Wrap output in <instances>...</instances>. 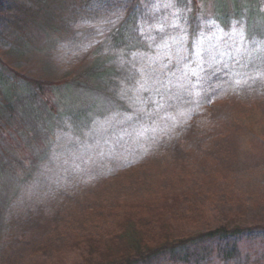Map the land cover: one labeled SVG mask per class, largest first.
<instances>
[{"label": "rangeland", "instance_id": "374dc122", "mask_svg": "<svg viewBox=\"0 0 264 264\" xmlns=\"http://www.w3.org/2000/svg\"><path fill=\"white\" fill-rule=\"evenodd\" d=\"M258 3L264 12V0ZM56 5L48 4L54 12L50 19L55 23L58 14H66L64 7L54 9ZM149 6L151 13L158 12L154 15L157 23L152 25L157 34L138 40L135 61L140 76L134 86L125 89L124 99L114 100L92 86L85 90L78 87L75 92H65V96L62 91L56 93L57 115H81L74 126L63 120L64 127L72 130L56 134L57 121L53 114L44 112L47 102L42 103L37 95L34 102L43 113L40 121L33 122L36 141L16 134L11 147L16 156L7 144L2 145L7 152L2 153L3 162L24 163L26 172L42 156L46 155L48 161L37 166L34 181L21 185L10 175L12 167L0 169H5L0 172V264L80 261L81 247L73 242H80L77 231L87 208H101L97 212V232L103 239L123 232L129 223L136 224L133 218L140 219L141 212L136 214L130 204L144 199L146 205H156L157 190L148 180L155 181L157 174L176 170L180 178L181 171L183 178L189 177L188 168L181 170L182 159L177 166L179 156H173L178 150L193 152L195 141L207 142L206 148L222 158L226 171L221 182L232 190L225 197L205 196L196 207L203 213L202 219L214 222L209 229L234 224L252 231L235 243L221 242L220 249L187 244L182 248L188 256L185 264H264V100L249 102L264 94V23L247 28L241 16L223 19L204 12L202 27L197 26V33L192 35L173 0H153ZM99 16L77 13L72 23L75 39L80 38L77 46L70 45L72 37L48 35L43 49L29 47L27 56L18 58L20 68L36 73L41 61L50 60L57 69L51 79L65 75L85 82L89 75V82L98 76L105 79L106 71L97 58L103 45L98 46L104 32L117 25L120 18H110L108 25L109 20L102 21ZM98 20L102 21L100 27ZM6 56L0 48L3 63ZM215 77L216 89L209 83ZM242 84L248 101L239 103L234 92ZM21 93L28 101L27 92ZM46 95L49 97L44 100L55 101L52 93ZM74 95L78 97L76 109L70 105ZM204 98L214 103L203 113L207 119L189 126L186 116L205 104ZM2 103L0 110L4 111ZM170 134L175 140L168 138ZM146 157L149 160L142 165L131 167ZM23 173L21 168L17 176ZM38 188L40 193L34 196ZM73 188H79V193L69 195ZM237 213H243L244 219ZM145 216L149 215L145 212ZM53 224L67 226L57 228L58 235L62 232L61 243L57 242L59 237L54 238L58 235ZM180 224L193 226L194 234L205 230L188 220ZM68 232H76L69 243Z\"/></svg>", "mask_w": 264, "mask_h": 264}, {"label": "trees", "instance_id": "16d2710c", "mask_svg": "<svg viewBox=\"0 0 264 264\" xmlns=\"http://www.w3.org/2000/svg\"><path fill=\"white\" fill-rule=\"evenodd\" d=\"M151 1L153 0H75L74 2L70 0H0V45H3L0 48L2 54L7 55L5 63H3L4 58L0 57V103L3 101L2 105L4 107V111L0 110V169L2 167H12L10 175L12 178L18 179L19 185L25 184L31 179L34 181L36 177L34 173L39 168L37 166L43 160L48 161L46 155H44L41 160H36L26 172L27 167L24 163L19 165L16 162V165L12 163L6 165L2 160V153L7 155L6 147L2 145L7 144L11 150L16 134L25 137L26 140L36 141L33 122L41 120L43 110L41 111V107L35 105L34 97L39 95L42 103L47 102L44 112L47 111L49 114H53L57 121L59 130H56V134L72 130V127H64L66 123L62 122L63 120H68L74 126V123L78 122V118L81 116L77 114L76 116L73 113L67 114V116L57 115L55 111H57L59 98L56 93L62 91L65 96V92H75L78 87L85 90V88L92 86L103 95H107L114 100L124 99L125 89L129 88L130 85L134 86L140 76L135 61V57L139 52L138 40H143L145 37L149 39L151 33L157 34L156 28H153L152 25L157 23L154 20V15L158 12H150L149 7L151 6L149 5ZM173 1L176 7L179 8L180 16L187 21L188 32L192 35H194V32L197 33L196 30L199 26L202 27L203 17L206 16L204 12L216 14V16L223 19L234 15L241 16L243 18L242 22L245 23L247 28L250 25L264 23V12L259 8V0ZM49 3L57 4L54 9L64 7L66 10V14L56 16L59 20L57 23L50 19L54 12L48 9ZM77 13L93 15V17L100 15L102 21L118 16L120 18L117 25L112 24L109 31L104 32L98 46L100 48L103 45L97 58L106 71L105 79L102 80L101 76H98L94 77L95 80L89 82L90 75L86 77V82L78 80L76 76L69 78L66 75L51 79L57 69L50 60L41 61L40 66H37L36 73L32 71L25 72L23 68H20L22 64L18 63V58L26 57L25 53L30 50L29 47H34V50L43 49L45 42L49 40L48 35L72 37L70 45L77 46L80 43V38L75 39V28L72 25V23H75L74 15ZM102 21H97L99 27ZM110 23L109 20L108 25ZM63 40L66 41V38ZM108 56H111V58L108 59ZM109 61H113L114 64L107 65ZM115 63H119V65L116 66ZM216 80L217 77L211 79L209 83H212L211 85L215 87ZM218 87H224V85L218 84ZM245 88L246 86L242 84L234 92L236 102L248 101L246 98L248 93H246ZM21 91L27 92L28 101L23 100ZM49 93L53 94L54 100H57V105H55V101L51 103L52 100L50 101V99L44 100L45 96L49 97V95H46ZM262 95H260L261 97L255 96L249 102H263L264 96ZM74 96L75 100H70L72 109L73 107L76 109L78 104H76L78 97ZM204 99L205 104L203 103V105L205 106L203 108V105H199L198 109L193 110L186 116L185 120L189 122V126L198 124L199 120L203 122L207 119L203 113L208 111L207 108L214 103L212 99ZM37 101L39 102V100ZM19 103L26 105V107H20ZM0 108H2L1 105ZM169 137L175 140L173 134H170ZM195 142L193 152L178 150L173 156H179L177 166H179L182 159L181 170L182 168H188L191 175L183 178V171L180 170L182 176L180 178L179 174H176L177 171L173 170L171 173L157 174L155 181L149 179L150 184L153 183L151 184L152 187L157 190L154 198L156 205H146L143 202L144 199L140 201L142 203L130 204V207L135 208L136 214L141 212V218L139 219L132 214L135 217L133 220L136 224L129 223L125 226L123 231L125 233L118 232L112 234L109 238H100L97 232V223L100 220L97 212L101 208H87V211L84 212L87 213H83L81 216V224L77 231L80 235V242H73L81 247L82 252L80 253L82 256H80V261L75 264H185L188 261V256L182 252V248L187 244L220 249L221 242L226 244L235 243L246 235L245 233L252 231L250 228L237 227L234 224L229 226L227 224L216 225L214 228L209 229L208 226L214 222L207 221L205 218L202 219L203 213L198 211L196 207L204 200L205 196L210 195L214 199L217 196L225 197L226 192H232V190L221 182L226 171L225 164L221 163L222 158H218L209 148H206L204 144H207V142L203 144ZM11 152L16 156V150H11ZM147 159L146 157V159L132 164L131 167L142 165ZM10 162H12L11 158ZM229 167L230 165L227 164V169ZM21 168L24 173L19 177L17 175L21 172ZM2 171L0 170V172ZM158 179L160 181H157ZM34 192V196L39 194V188ZM77 193H79V188H73L70 190L69 195ZM145 212L149 216H145ZM237 214H241L244 219L243 213ZM183 220L192 221L195 227L205 230H198L201 233L194 234L191 231V228H194L193 226H181L180 222ZM65 227L67 226L53 224V228H56V235H58L57 228L63 230ZM261 229L264 230V226ZM60 234L54 238L58 239L59 237L60 240L58 239L57 242L61 243L63 236L61 237ZM74 234L71 235L68 232V243L71 242L70 239ZM18 260L21 261V259Z\"/></svg>", "mask_w": 264, "mask_h": 264}]
</instances>
